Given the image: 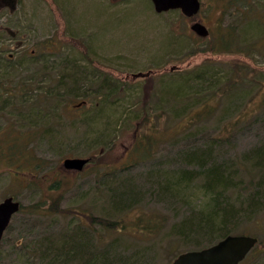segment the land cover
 <instances>
[{
  "label": "rangeland",
  "instance_id": "obj_1",
  "mask_svg": "<svg viewBox=\"0 0 264 264\" xmlns=\"http://www.w3.org/2000/svg\"><path fill=\"white\" fill-rule=\"evenodd\" d=\"M247 2V15L264 13V0ZM243 9L231 0H201L198 15L186 18L176 10L157 14L149 0H17L15 14L0 11L5 16L0 25L26 33L29 44L85 54L79 75L91 84L68 92H78L76 97L66 94L67 87L34 86L26 49L17 52L20 67L5 69L0 59V201L13 197L24 207L0 241V264H51L64 243L86 246L83 255L92 264H169L192 246L171 225L191 211H207L212 195L198 178L166 196L158 194L160 185H173L187 152H201L212 142L213 155L240 164L242 153L264 137V128L256 125L225 131L231 119L251 118L264 96V35L248 25ZM198 20L209 31L206 38L189 29ZM229 32L234 42L221 48L218 37ZM259 39V49H252ZM8 40L0 32V43ZM236 72L233 94H223ZM102 80L110 84L98 87ZM19 89L43 97L42 119L31 108L37 104L18 96ZM81 100L86 104L70 118L45 115L76 110ZM199 109L207 114L196 117ZM72 157L88 162L80 171L65 170L63 160ZM248 169L239 173L245 182L254 175ZM111 192L114 202H140L127 210L120 204L119 210L108 200ZM246 195L228 189L224 197L242 212ZM260 203L255 215H238L229 228L259 241L240 264H264V200ZM95 219L113 223V229ZM216 233L209 237L218 238ZM68 259L67 264H83L76 256Z\"/></svg>",
  "mask_w": 264,
  "mask_h": 264
},
{
  "label": "trees",
  "instance_id": "obj_2",
  "mask_svg": "<svg viewBox=\"0 0 264 264\" xmlns=\"http://www.w3.org/2000/svg\"><path fill=\"white\" fill-rule=\"evenodd\" d=\"M234 2L237 4H241L242 9L248 6L247 0L246 1L231 0V3ZM242 13L247 15L246 9H243ZM247 16H248L247 22H249L248 25L250 26L252 25L251 27H254V25H256V30H259V27L260 29L262 28L264 35V29L260 24L261 19L264 20V13H257V14L252 13ZM249 16L253 19H251ZM256 21H258L259 23ZM230 33L231 32L227 33L226 36L228 37L225 36L223 37L224 34L220 35L221 38L218 37L219 43L221 42L220 43L221 48L230 49L229 47L231 43L234 42V38H235ZM259 42L260 39L252 46V49L254 50L259 49L260 46ZM220 51L225 52L224 50L221 49L218 52ZM238 75L239 74H237V72L233 74V77H231L230 80L224 85L225 87L222 89L223 94L225 95L233 94V81L235 80V77ZM244 76L240 75L239 77L241 80H243ZM101 82H100L101 84H99L98 87H105L106 85L110 84L109 82L107 83L106 80H102ZM241 82L240 85H243L246 81L244 80ZM70 90L78 91L77 86L67 87V90L65 92L66 94H74L75 97L78 96V92L68 93L70 92ZM17 93L18 96H21V98L24 97L28 98V100H30L33 104H37V106L39 102L43 99V97L37 96L38 93L36 91L33 97L22 95L20 89L17 91ZM35 96H37V98H35ZM256 103L257 106L252 108L253 111L251 110L252 111V113L250 114L251 118L250 117L244 118L242 116V118L236 117L235 119H231L230 120L231 123H229V127H227L225 131L228 132L229 130L231 131L234 129H238V127L240 126L249 128L253 125H256L260 129L264 128V96L260 97ZM194 114L196 115V117H202L206 115L207 112L205 110L199 109V111H196ZM223 138L224 137L215 140L223 141ZM212 149H214V144L211 142L210 144L206 145L204 149L202 148L199 149L201 152H197V151H194L192 153L187 152L184 158L185 161L184 165L179 168L176 175L172 176L174 177L173 185H171L172 183H170V181H166L164 184L160 185V191L158 193L159 195L161 194L163 196L172 193L174 194V192L178 191V187L183 186L186 183L188 184L193 179L198 178L202 182V187H204L206 191L212 195V197H210V202L207 205V211L205 212L200 211L199 213H193L191 211L187 216L182 217L180 221L171 225L172 232L179 239L182 238V241L184 243H188L192 245L189 246L187 250H197V249L205 248L215 243L219 239L224 238L227 235H237V234H231L229 228L235 227L236 225L235 221L238 215L248 214L247 212H251V214L255 215L256 211L259 209V205H261L260 202L264 200V137L261 138V140L257 144L253 145L246 152L242 153L240 164L226 162L225 161L226 159L224 158L220 159V157L213 155L214 150ZM248 168H251V172L254 171V175L251 174V178L245 182L243 181L242 178L239 177V173H244V172L246 173V171L249 172ZM110 177H114V176H110ZM163 181H164V177H163ZM228 189L238 190V191L242 190L247 193V195L243 198L244 207L243 210L241 209L242 212H240L234 206V204H230L229 202H227V199L224 197V194ZM114 193L115 192H111L109 194L108 200L111 205H113L115 208H118L119 210H121L120 208H123L121 207L120 204H125L124 206L126 207L124 210H127L131 208L133 204L137 205L140 202L139 200H137V198H134L133 200L131 198L129 200L128 199L116 200L114 202L113 200L116 198ZM34 212H37V210L33 211L32 213ZM18 213H24V207H22V205L20 206V211ZM74 213L78 214L79 212L75 211L73 212V214ZM83 217H86V215L83 214ZM88 219L90 220V222L94 221L93 218H88ZM95 221L99 226L106 225L107 229H113L114 226L113 223L103 224L101 223V221H99V219H95ZM216 232L218 233V238L212 239V237L211 238L209 237L215 234ZM83 235H85L87 239V233L85 232L84 234L83 232ZM201 240L204 241L201 242ZM66 244L67 243L63 244L64 246L63 248H66L65 249L66 251H71V254L65 256L64 255L65 250L60 248L59 252H57L58 254H56V252L53 253V255H55V258L58 259H51L52 260L51 264H56V263L62 264V262H60L61 261L60 259L63 260L64 264H67L68 261L69 262L72 261V259H68V258H74V256H76L78 260L82 261L83 264H92L93 259H87V255L85 254L83 255L86 246L83 247V250H80V248L78 249L69 248V246ZM87 246H88V241H87ZM100 262H105V261L103 259H100Z\"/></svg>",
  "mask_w": 264,
  "mask_h": 264
},
{
  "label": "flooded vegetation",
  "instance_id": "obj_3",
  "mask_svg": "<svg viewBox=\"0 0 264 264\" xmlns=\"http://www.w3.org/2000/svg\"><path fill=\"white\" fill-rule=\"evenodd\" d=\"M201 4V0H199ZM17 5V0L10 2V0H0V11L7 12L10 16L15 14ZM1 17H5L3 15H0ZM26 28V27H25ZM19 29L12 28L7 23H2L0 25V32L5 33L7 37L9 38L7 43H0V59H2L3 67L5 69H8V67L11 66V64H14L16 66H21V63H17V52L19 50L24 51L27 50V53L24 54V60L30 61L31 64L29 66V70L36 73L33 75V77L29 78V81H33L34 86H42L43 83H51L54 84L56 87H73V86H79L81 87H89L90 81L87 80V75H79L81 72H85L84 68L80 66V64L87 63V60L85 58V54L77 53L72 56H70V53L74 52L75 49L71 50L70 48H67L66 51L68 52H61L63 50L62 48H59L54 44L55 46L52 48H48L47 46H44V48H41L43 45V42H35L29 44L28 38L26 33L19 34ZM10 42L14 43V48L10 47ZM7 44V46H6ZM78 51V50H75ZM66 54H69L68 56ZM62 57V58H61ZM27 59V60H26ZM53 62V63H52ZM31 68V69H30ZM21 69V68H20ZM63 73H60V72ZM54 72H57V75H53ZM50 74H52L53 79H43V76L49 77ZM55 78V79H54ZM102 83V82H101ZM39 92V91H38ZM86 94H88V91H85ZM44 94L46 92H43ZM43 99L40 101L41 103L38 104V106L33 105L32 110H37V116H40L42 119L43 116V105H42ZM81 103V104H80ZM85 101H80L79 103L73 105V108L76 110H70V108H66L70 111L68 112H46L45 115L49 117H61L63 114L65 116L71 117V115L76 114L77 110L82 106L85 105ZM39 107L41 114L39 112ZM31 109L29 108L26 113H28ZM76 112V113H75ZM83 115H85V112ZM23 115H26L25 113ZM53 115V116H52ZM41 125V124H40ZM69 172V171H68Z\"/></svg>",
  "mask_w": 264,
  "mask_h": 264
},
{
  "label": "water",
  "instance_id": "obj_4",
  "mask_svg": "<svg viewBox=\"0 0 264 264\" xmlns=\"http://www.w3.org/2000/svg\"><path fill=\"white\" fill-rule=\"evenodd\" d=\"M15 0H10L13 2ZM155 13L179 11L186 18L198 15L199 0H150ZM189 29L198 37L206 38L208 29L198 20L189 25ZM172 70V69H171ZM134 78L141 74L133 75ZM88 162L86 158H66L62 166L65 170L80 171ZM20 203L13 197L0 201V241L12 217L20 211ZM258 239L248 235H227L215 243L201 249L179 253L169 264H239L257 245Z\"/></svg>",
  "mask_w": 264,
  "mask_h": 264
}]
</instances>
